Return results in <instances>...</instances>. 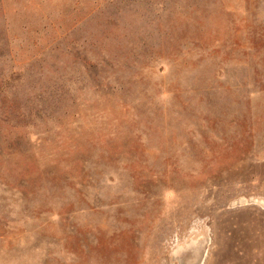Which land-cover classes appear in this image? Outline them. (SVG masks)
I'll use <instances>...</instances> for the list:
<instances>
[{
    "label": "rangeland",
    "instance_id": "1",
    "mask_svg": "<svg viewBox=\"0 0 264 264\" xmlns=\"http://www.w3.org/2000/svg\"><path fill=\"white\" fill-rule=\"evenodd\" d=\"M0 264H264V0H0Z\"/></svg>",
    "mask_w": 264,
    "mask_h": 264
}]
</instances>
